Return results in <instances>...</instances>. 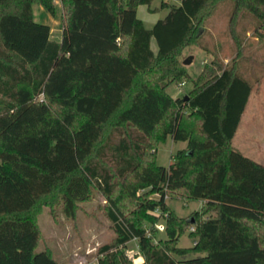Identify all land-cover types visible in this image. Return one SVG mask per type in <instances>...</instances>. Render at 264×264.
<instances>
[{
  "label": "trees",
  "instance_id": "16d2710c",
  "mask_svg": "<svg viewBox=\"0 0 264 264\" xmlns=\"http://www.w3.org/2000/svg\"><path fill=\"white\" fill-rule=\"evenodd\" d=\"M57 1L61 42L33 9L39 3L54 15ZM227 1L233 31L248 13L264 39V0L163 2L168 14L151 29L138 9L158 13L154 0H0V264H59L38 251L34 211L60 192L73 218L95 188L117 233L98 264H134V240L145 264H264V164L233 146L260 80L220 60L194 80L180 60ZM183 80L194 89L173 96ZM169 137L187 145L166 168L157 146ZM117 187L135 215L123 210ZM176 193L203 202L202 214L179 216L166 201ZM161 219L166 238L155 243ZM187 230L195 243L182 248Z\"/></svg>",
  "mask_w": 264,
  "mask_h": 264
},
{
  "label": "rangeland",
  "instance_id": "374dc122",
  "mask_svg": "<svg viewBox=\"0 0 264 264\" xmlns=\"http://www.w3.org/2000/svg\"><path fill=\"white\" fill-rule=\"evenodd\" d=\"M179 5L180 0H154L152 8H159V17L164 18L168 13L167 9H161L162 3ZM35 20L38 23L49 25L52 30V38L61 41L63 35V17L58 9L54 15L50 14L39 3L33 6ZM233 2L227 1L221 4L214 15L206 22L204 36L198 45H190L180 53V60L184 63L192 59L186 65L191 78L196 80L202 73L206 65L215 60H220L224 67H237L241 75L248 81L260 80L252 93L248 104V112L241 131L237 136L233 146L241 149V152L248 157H261L264 155V141L261 133L264 128L259 127L256 120L259 115L264 117V39L257 37L255 24L248 13L241 16L234 31L231 28V15ZM142 18V14H140ZM146 27L152 28L150 22L146 21ZM237 33L241 44L234 38ZM153 49L157 52L156 41L153 42ZM185 86L172 90V95H188L194 89V83L190 80H183ZM263 131V132H262ZM247 132L252 137L246 135ZM184 142H174L171 137L157 146V163L160 166L169 168L173 163V158L177 152L186 148ZM152 154H156L154 148L148 149ZM259 161V160H258ZM264 164V160H260ZM116 175V171L111 169ZM116 179V177H115ZM116 182V180H115ZM120 188H116V196L123 198L121 203L127 215H135L136 208L134 202L129 198H124L120 193ZM60 192H56L47 198L34 211L35 221L41 233V240L38 251H48L59 264H98L99 249L107 244H112L117 238L113 224L108 218L110 204L106 196L98 189H93L91 197L76 205L75 215L69 217ZM158 199V195H153ZM167 204L182 218L190 219L199 213L202 214L200 202L187 200L183 195H169ZM157 234L154 235V242L166 238L165 220L161 219L154 225ZM145 227L153 236L152 226L148 223ZM163 227V229H161ZM152 232V233H151ZM195 240L187 230L182 237L179 246L182 248L192 247ZM127 254L134 264H145V258L140 253L138 241L134 240L127 245Z\"/></svg>",
  "mask_w": 264,
  "mask_h": 264
},
{
  "label": "crops",
  "instance_id": "0c3cea01",
  "mask_svg": "<svg viewBox=\"0 0 264 264\" xmlns=\"http://www.w3.org/2000/svg\"><path fill=\"white\" fill-rule=\"evenodd\" d=\"M56 4H57V10L59 9L60 11H61V14H62V17H63V8H62V5H61V2L60 1H57L56 2ZM179 5H180V3H179ZM140 14H142V18L140 17ZM168 14V13H167ZM166 14V15H167ZM165 15V16H166ZM34 16H35V14H34ZM138 17L145 23L146 21H148V22H150V24L152 25V27L160 20V19H163V18H160L159 17V12L158 13H151L150 11H149V9H148V7H146V6H141L139 9H138ZM145 25H146V23H145ZM62 29H63V26H62ZM149 29H151V28H149ZM51 30H52V28H51ZM52 33H53V30H52ZM62 37H63V35H62ZM51 39L53 40V41H55V42H61L62 41V39H61V41H59V40H55V39H53L52 38V36H51ZM155 40H153L152 41V49H153V42H154ZM153 51L155 52V53H157L154 49H153ZM247 109H248V107H247ZM246 109V111H245V113H244V116H243V118H242V122H241V125H240V127H239V130H238V132H237V134H236V137H235V139H234V143H235V141H236V139H237V136L239 135V133H240V131H241V128H242V126H243V123H244V121H245V117H246V115H247V112H248V110ZM256 120V123L258 124V126L259 127H262V128H264V117L262 116H260L259 115V117L257 118V119H255ZM263 132V131H262ZM246 135H249V136H251L252 137V134L250 133V132H247V134ZM259 135H261V137L263 138V139H261V141L263 140L264 141V132L263 133H261V134H259ZM237 150H239L240 152H241V149H239V148H236ZM244 154V153H243ZM258 159H254V157H250V158H252L253 160H255V161H257V162H260V160H264V155H262L261 157H258V156H256ZM259 160V161H258ZM200 204H201V208L204 206V203L203 202H200Z\"/></svg>",
  "mask_w": 264,
  "mask_h": 264
},
{
  "label": "water",
  "instance_id": "95a60500",
  "mask_svg": "<svg viewBox=\"0 0 264 264\" xmlns=\"http://www.w3.org/2000/svg\"><path fill=\"white\" fill-rule=\"evenodd\" d=\"M191 62H192V59L190 58V59H188V60H186V61L184 62V65L190 64Z\"/></svg>",
  "mask_w": 264,
  "mask_h": 264
},
{
  "label": "built area",
  "instance_id": "2783aa9c",
  "mask_svg": "<svg viewBox=\"0 0 264 264\" xmlns=\"http://www.w3.org/2000/svg\"><path fill=\"white\" fill-rule=\"evenodd\" d=\"M183 86H185V84L183 83L182 85H181V87H183ZM168 198V197H167ZM166 198V199H167ZM161 229H163V227H161ZM165 229V228H164ZM192 231H194V228H192Z\"/></svg>",
  "mask_w": 264,
  "mask_h": 264
}]
</instances>
